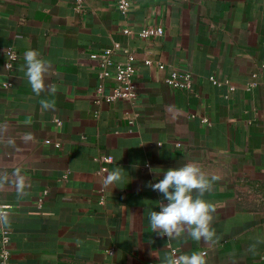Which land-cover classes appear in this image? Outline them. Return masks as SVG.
I'll list each match as a JSON object with an SVG mask.
<instances>
[{"label": "crops", "instance_id": "1", "mask_svg": "<svg viewBox=\"0 0 264 264\" xmlns=\"http://www.w3.org/2000/svg\"><path fill=\"white\" fill-rule=\"evenodd\" d=\"M119 1L0 0L5 264L162 263L172 249L203 253L206 264H264V0H126L125 11ZM157 24L162 34H138ZM116 42L134 52L136 97L95 101L115 82L106 76L99 90L89 53ZM7 46L17 53L9 67ZM27 50L49 64L55 95L32 91ZM173 69L191 71L189 89L166 83ZM185 163L221 177L202 197L217 208L213 241L151 232L149 214L166 200L147 185ZM117 166L124 179L104 187ZM17 168L26 195L15 190Z\"/></svg>", "mask_w": 264, "mask_h": 264}, {"label": "clouds", "instance_id": "2", "mask_svg": "<svg viewBox=\"0 0 264 264\" xmlns=\"http://www.w3.org/2000/svg\"><path fill=\"white\" fill-rule=\"evenodd\" d=\"M26 66V77L32 91L40 96L47 91L55 95L56 85L45 84V76L49 72V64L39 57L35 50H27L24 54ZM41 107L44 110L54 108V104L43 100ZM30 139V137H28ZM121 167L108 173L102 184L104 187H115L116 183L124 179ZM19 168L14 170L16 177L15 190L18 195H26V184ZM7 177H0V187H3ZM221 177L206 176L200 167L194 163H185L182 166L169 168L163 173V178L155 183L149 182L148 187L162 194L167 203L159 202V211L149 214V226L151 232L166 236L168 240L179 238L187 234L196 241H213L215 230L211 228L213 213L217 211L216 206L204 200L202 197L209 191L212 184ZM195 193V197L193 196ZM8 223V216L0 211V225ZM162 264H206L203 253L192 252L189 254L167 255Z\"/></svg>", "mask_w": 264, "mask_h": 264}, {"label": "built area", "instance_id": "3", "mask_svg": "<svg viewBox=\"0 0 264 264\" xmlns=\"http://www.w3.org/2000/svg\"><path fill=\"white\" fill-rule=\"evenodd\" d=\"M79 1V0H78ZM118 6L122 11H125L128 2L126 0H120ZM124 32L130 31L128 27H125ZM164 31L162 25H150L143 27L138 31L141 37H147L150 35H160ZM6 58L5 65L7 67L11 66L13 61L17 59V53L15 49L11 46L5 48ZM122 53L124 55V60H117L114 58L115 53ZM90 57L97 60V77L99 78V90H101V84L106 76H111L115 82L112 91L109 93L101 94L95 99V101H100L101 98L105 99H124L127 101H132L136 97V85L134 82L135 64H134V52L127 46H121L119 43H114L110 46L103 47L97 51H91L89 53ZM145 64L153 63V60L149 57L143 59ZM158 68L164 67L161 62H156ZM254 75V73H253ZM213 83L220 85L226 83L229 89H234V85L230 84L226 79H217L210 76ZM166 83L172 88L179 89H189L192 84V73L188 69H173L165 77ZM255 80L250 81V86L254 85ZM7 84V83H5ZM202 120L207 121L206 117H202ZM60 119H56V122H60ZM49 141V139H46ZM58 146L59 143L55 142ZM98 158L104 163L101 166V170L106 169L105 163L111 162L112 157L110 154L105 153L98 156ZM167 203V201H163ZM1 211H5V207H2ZM172 253L177 254L175 249H172ZM178 255V254H177ZM10 256V245H9V235L8 230L3 228L0 231V263L5 264ZM147 264H162L158 262L149 261Z\"/></svg>", "mask_w": 264, "mask_h": 264}]
</instances>
